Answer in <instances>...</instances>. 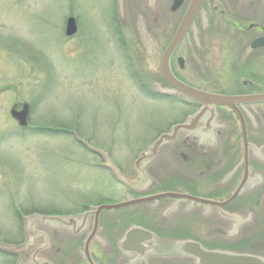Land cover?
I'll use <instances>...</instances> for the list:
<instances>
[{
	"label": "rangeland",
	"instance_id": "1",
	"mask_svg": "<svg viewBox=\"0 0 264 264\" xmlns=\"http://www.w3.org/2000/svg\"><path fill=\"white\" fill-rule=\"evenodd\" d=\"M118 1L0 0L1 245L23 243L24 217L77 214L121 201L126 190L103 167L105 157L88 150L107 154L125 180L137 179L139 154L195 110L178 96L166 97L160 74L161 54L183 8L174 14L172 0H120L119 7ZM233 1L220 0V16L209 9L198 19L193 40L178 52L185 69L175 71L195 88L228 93L225 76L253 59L244 52L239 60L233 51L231 39L256 34L225 24L243 21ZM68 18L77 27L72 40L64 36ZM260 63L264 74V59ZM21 104L30 108L24 131L9 116ZM168 148L156 158L163 167L157 172L179 171ZM198 222L195 229L202 228ZM239 248L264 257V249ZM0 264H16V257L1 252Z\"/></svg>",
	"mask_w": 264,
	"mask_h": 264
},
{
	"label": "flooded vegetation",
	"instance_id": "2",
	"mask_svg": "<svg viewBox=\"0 0 264 264\" xmlns=\"http://www.w3.org/2000/svg\"><path fill=\"white\" fill-rule=\"evenodd\" d=\"M189 2L183 1L179 22ZM233 2L243 21L228 20L225 24L235 33H256L249 39H231L233 51L237 52L239 60L244 52L254 60L251 59L248 65L236 64L232 76H225L229 78L230 90L224 94L236 98L263 95L264 74L260 61L264 59V47L253 48L252 45L264 38V0ZM222 5L220 0H205L170 58L172 74L184 84L187 83L175 71V68L178 71L185 69L184 60L182 66L177 62L181 59L178 52L185 43L193 40L192 31L197 29L198 19L209 9L220 16ZM75 37L76 34L69 40ZM119 45L123 46V43ZM160 74L162 88L170 89L161 69ZM203 91L218 93L216 90ZM197 106L199 110L201 105ZM213 111V118L203 120L194 130L176 137L165 150L181 163L178 172L172 168L170 173L157 172L158 168H163L157 165L161 159L158 156V161L146 170L147 181L143 178L136 182L132 191L125 189L121 201L116 202L128 203L117 210L119 214L110 210L95 213L91 209L93 206L85 207L77 214H56L82 218L64 230L39 228L38 231L45 235L41 238L46 242H42L37 257L50 264H199L188 254L191 248H184L183 244L194 243L207 252L243 253L241 246L264 249V104L235 103L232 110L215 107ZM184 143L190 144L189 149L181 148ZM159 173L163 176L157 179ZM188 175L194 180L190 179L186 185L178 179ZM197 222L202 228L195 229ZM132 228L147 232L150 239L145 241L136 237L129 248L125 245V237ZM249 255L264 259L260 254Z\"/></svg>",
	"mask_w": 264,
	"mask_h": 264
},
{
	"label": "water",
	"instance_id": "3",
	"mask_svg": "<svg viewBox=\"0 0 264 264\" xmlns=\"http://www.w3.org/2000/svg\"><path fill=\"white\" fill-rule=\"evenodd\" d=\"M119 1H118V7H119ZM182 2H183L182 0H175L173 2V5L171 6V11L172 12L176 11L180 7ZM204 2L205 0H191L181 23L179 24L172 40L170 41L169 45L164 51V54L161 59L162 73L165 79L167 80V82L169 83V85L174 89V92L190 101L203 104L204 107L194 116L188 118V120L183 125H177L173 127L168 134L162 135L158 140H156V142L153 143V145H151L144 153H142L139 156L138 161L134 165L135 172L138 175L141 176L144 175L143 171L144 168L147 166V164H149L156 157L158 151L161 148L169 145L179 133L192 131L194 130L195 126L200 122H203V120L207 119L209 121V119L213 118L214 106H225V107L233 108L235 103L241 104L243 102L244 103L264 102V95L235 98V97H227V96L205 93L181 83L170 72L169 69L170 56L177 48V46L180 44L181 40L185 36V33L189 25L192 23L193 18L200 10ZM75 31H76L75 22L72 18H69L66 23L65 35L67 37H71L75 33ZM252 47L253 48L264 47V38L257 40L252 45ZM178 62L180 66L183 63L181 59H179ZM27 115H28L27 105H24L22 107V110L19 112H17L15 109L11 110L10 112V116L15 121H17V124L20 127L27 126ZM243 141L246 143L245 136H243ZM98 153L102 155L101 152ZM103 157H105V161H106L105 166L110 168L114 172L116 178L125 185L130 186V184H132L131 181L123 179L119 175V173L115 170V168L111 165V163L108 161L107 156L103 155ZM120 207L121 206L119 205L102 206L97 208L96 211L99 212L104 209L114 210ZM73 221L75 220L70 218H52V217H39V216L26 218L24 219V231L28 240L27 244H25L24 247L22 248L5 247L0 245V251L17 254L21 257H24L29 252V251L25 252L26 249H29L30 246L31 248L36 247L39 244L40 235H38L35 231L37 225H41L43 227L54 230H59L66 228ZM134 236H139L140 239L141 238L146 239L150 237L147 233L141 232L139 230L130 231L129 234L127 235L129 248L132 245V241L135 238ZM186 247L193 248L191 252L188 251V253L194 256L195 258H197L199 264H264V260L253 256L235 255V254H227V253H219V252L208 253L200 249L198 245L192 243L184 244V248ZM30 254L32 255L31 259L23 260L22 258L19 264H48L43 261L42 262L37 261L34 258L35 254H37L36 250H31L29 255Z\"/></svg>",
	"mask_w": 264,
	"mask_h": 264
}]
</instances>
